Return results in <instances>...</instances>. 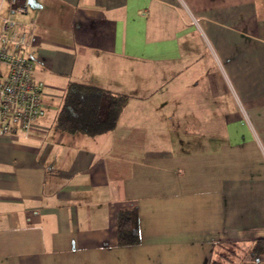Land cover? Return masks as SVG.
I'll list each match as a JSON object with an SVG mask.
<instances>
[{
    "label": "crops",
    "instance_id": "crops-1",
    "mask_svg": "<svg viewBox=\"0 0 264 264\" xmlns=\"http://www.w3.org/2000/svg\"><path fill=\"white\" fill-rule=\"evenodd\" d=\"M23 5L0 26L27 32L40 107L0 136V264H211L264 237V0ZM69 84L128 97L112 131L55 128Z\"/></svg>",
    "mask_w": 264,
    "mask_h": 264
},
{
    "label": "trees",
    "instance_id": "trees-1",
    "mask_svg": "<svg viewBox=\"0 0 264 264\" xmlns=\"http://www.w3.org/2000/svg\"><path fill=\"white\" fill-rule=\"evenodd\" d=\"M128 97L80 84H69L55 117V128L65 134L94 137L112 131ZM116 241L119 246L138 242L136 215L120 211L116 215ZM264 264V237L248 245H217L211 264Z\"/></svg>",
    "mask_w": 264,
    "mask_h": 264
},
{
    "label": "built area",
    "instance_id": "built-area-1",
    "mask_svg": "<svg viewBox=\"0 0 264 264\" xmlns=\"http://www.w3.org/2000/svg\"><path fill=\"white\" fill-rule=\"evenodd\" d=\"M5 1L10 12L25 14L23 0ZM11 18L0 26V136L17 138L33 131L39 115L40 90L32 74V62L22 50L27 48V32L8 31ZM3 68L5 72H3ZM30 211L26 221L36 216Z\"/></svg>",
    "mask_w": 264,
    "mask_h": 264
},
{
    "label": "rangeland",
    "instance_id": "rangeland-1",
    "mask_svg": "<svg viewBox=\"0 0 264 264\" xmlns=\"http://www.w3.org/2000/svg\"><path fill=\"white\" fill-rule=\"evenodd\" d=\"M2 71L5 72V69L3 68ZM236 264H247V263L237 262Z\"/></svg>",
    "mask_w": 264,
    "mask_h": 264
}]
</instances>
